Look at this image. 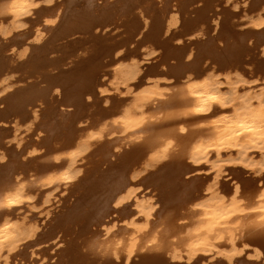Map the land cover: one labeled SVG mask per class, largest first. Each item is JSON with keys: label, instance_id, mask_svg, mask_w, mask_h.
<instances>
[{"label": "bare ground", "instance_id": "1", "mask_svg": "<svg viewBox=\"0 0 264 264\" xmlns=\"http://www.w3.org/2000/svg\"><path fill=\"white\" fill-rule=\"evenodd\" d=\"M0 264H264V0H0Z\"/></svg>", "mask_w": 264, "mask_h": 264}, {"label": "rangeland", "instance_id": "2", "mask_svg": "<svg viewBox=\"0 0 264 264\" xmlns=\"http://www.w3.org/2000/svg\"><path fill=\"white\" fill-rule=\"evenodd\" d=\"M230 7H232L233 5L232 4H234L232 1H230ZM241 5H243V3H241ZM241 5L239 4V7H238V10L240 9V8H242V9H244L245 8V6L243 5L242 7H241ZM244 7V8H243ZM31 23V22H30ZM27 26H29V22L27 23ZM142 51H145V48H140L139 50H138V52L139 53H137L136 55L137 56H135L136 58H142ZM145 64V63H144ZM16 76L18 77V76H20V74L18 73V74H16ZM22 130H23V128H22ZM28 138V137H27ZM59 190H57V192H55V194H56V196L57 197H55V199H54V201H55V203H53V205L52 206H50L49 207V210H50V213L47 215L48 217L51 215V214H53L54 215V213L55 212H57L58 210H60L59 208H61L62 206L61 205H63L64 203H66V201L68 200V195L70 194L69 192L70 191H68V190H65V191H59ZM67 192L69 193L68 195H66L67 194ZM66 197V198H65ZM67 199V200H65V199ZM63 200L65 201L63 204H62V202H63ZM60 201V202H59ZM61 204V205H60ZM56 205H58V206H56ZM56 206V207H55ZM61 206V207H60ZM56 210H54V209ZM39 210H41V207L40 208H38V209H32V211L31 212H29V214H31L32 212L33 213H35V215H37L36 216V219H40L39 221L40 222H43V221H45V220H47V216H45V213H44V211L42 212V213H38V211ZM35 211V212H34ZM37 211V212H36ZM52 211V212H51ZM52 215V216H53ZM51 217V216H50ZM50 249H48V251H46V252H48V254L50 253H52V251L50 250ZM43 252H45V250H41V252L40 253H43ZM45 256H46V253H45ZM45 260H47V256H46V258H45Z\"/></svg>", "mask_w": 264, "mask_h": 264}]
</instances>
